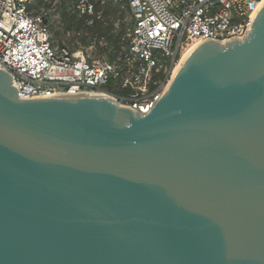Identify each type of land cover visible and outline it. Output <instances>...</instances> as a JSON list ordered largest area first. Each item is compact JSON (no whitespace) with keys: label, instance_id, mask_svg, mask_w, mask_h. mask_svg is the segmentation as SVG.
Segmentation results:
<instances>
[{"label":"water","instance_id":"water-1","mask_svg":"<svg viewBox=\"0 0 264 264\" xmlns=\"http://www.w3.org/2000/svg\"><path fill=\"white\" fill-rule=\"evenodd\" d=\"M0 264H264V0L146 114L0 68Z\"/></svg>","mask_w":264,"mask_h":264},{"label":"built area","instance_id":"built-area-1","mask_svg":"<svg viewBox=\"0 0 264 264\" xmlns=\"http://www.w3.org/2000/svg\"><path fill=\"white\" fill-rule=\"evenodd\" d=\"M35 1L0 0V68L11 73L18 97L106 94L146 114L184 53L205 39H243L263 0H113L130 16L128 45L112 58L95 55L93 43L75 53L54 44L47 20L31 12ZM69 6L77 18L100 16L92 0Z\"/></svg>","mask_w":264,"mask_h":264},{"label":"trees","instance_id":"trees-1","mask_svg":"<svg viewBox=\"0 0 264 264\" xmlns=\"http://www.w3.org/2000/svg\"><path fill=\"white\" fill-rule=\"evenodd\" d=\"M68 1L70 0H61L60 3L63 11L62 14L68 17L66 29L68 30V26L71 25L75 31H82L84 46H88L90 42H95V49H98L100 54H105L108 58H112L116 52L127 47L128 40L125 36L128 27L124 19L125 14H129L128 7H122L121 2H114L113 0H92L95 12L99 13L100 16L98 18L97 16L77 18L71 13H66L65 2ZM45 4L46 1L44 0H36L32 6V10ZM45 7H50V4H46ZM163 79V75H158L154 78L155 81H162ZM106 88L115 95L122 93L119 89H113L111 85H108Z\"/></svg>","mask_w":264,"mask_h":264},{"label":"rangeland","instance_id":"rangeland-1","mask_svg":"<svg viewBox=\"0 0 264 264\" xmlns=\"http://www.w3.org/2000/svg\"><path fill=\"white\" fill-rule=\"evenodd\" d=\"M66 1V0H64ZM61 0H53V1H46V4H50V7H45V5H42L38 8H35L34 10H31L33 14H41L48 22L53 43L61 46H65L69 48L73 53H75L78 50L85 49L87 46L83 45L82 42V31H75L71 25H69L68 30L66 29L67 27V16H64L62 13V9L60 7ZM71 3V0L68 2H65V8H66V13L70 14L71 12L69 11V5ZM129 14H125V19L124 22L126 23L127 27L129 25ZM75 25V24H74ZM94 44L95 42H90V44ZM89 44V45H90ZM95 55H103L105 54H100L98 49H93ZM107 57V56H106ZM167 83L163 86V89L165 88ZM162 89V90H163ZM110 91V90H109Z\"/></svg>","mask_w":264,"mask_h":264},{"label":"bare ground","instance_id":"bare-ground-1","mask_svg":"<svg viewBox=\"0 0 264 264\" xmlns=\"http://www.w3.org/2000/svg\"><path fill=\"white\" fill-rule=\"evenodd\" d=\"M191 50V49H190ZM190 50H188L186 53H184L183 55H182V57H181V59L179 60V62L176 64V66L174 67V70H173V72H172V75H173V73H174V71L176 70V68L178 67V65L180 64V62L183 60V58L185 57V55L190 51ZM172 75H171V77H172Z\"/></svg>","mask_w":264,"mask_h":264}]
</instances>
